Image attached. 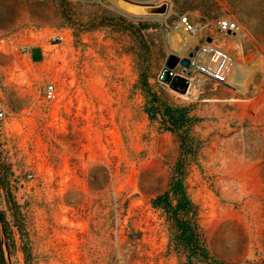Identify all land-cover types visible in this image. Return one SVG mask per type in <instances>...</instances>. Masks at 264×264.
<instances>
[{
  "label": "rangeland",
  "instance_id": "rangeland-1",
  "mask_svg": "<svg viewBox=\"0 0 264 264\" xmlns=\"http://www.w3.org/2000/svg\"><path fill=\"white\" fill-rule=\"evenodd\" d=\"M0 109V264H264V0H0Z\"/></svg>",
  "mask_w": 264,
  "mask_h": 264
},
{
  "label": "water",
  "instance_id": "water-1",
  "mask_svg": "<svg viewBox=\"0 0 264 264\" xmlns=\"http://www.w3.org/2000/svg\"><path fill=\"white\" fill-rule=\"evenodd\" d=\"M200 50V47H195L185 58H180L175 54L170 55L167 58L165 68L160 75V81L181 94H186L191 86V78L194 76L193 69L202 74H206L211 78L223 81L222 77L219 75L213 74L195 63L198 60ZM178 67L182 68V74L176 72ZM179 86H183V88H179Z\"/></svg>",
  "mask_w": 264,
  "mask_h": 264
},
{
  "label": "built area",
  "instance_id": "built-area-1",
  "mask_svg": "<svg viewBox=\"0 0 264 264\" xmlns=\"http://www.w3.org/2000/svg\"><path fill=\"white\" fill-rule=\"evenodd\" d=\"M180 24L182 26V30L186 33L194 34L197 31V27L193 24L187 16H183L180 18ZM217 30L221 34H237L240 31V25L238 22H235L230 19H220L217 21ZM59 42L64 40V37L58 35L56 38ZM23 51L28 52L29 47H24ZM221 77V76H220ZM44 99L47 102H54L59 99V89L56 83L50 82L46 85L44 89ZM5 112L0 109V121L4 118ZM28 178H33L32 175H28Z\"/></svg>",
  "mask_w": 264,
  "mask_h": 264
},
{
  "label": "bare ground",
  "instance_id": "bare-ground-1",
  "mask_svg": "<svg viewBox=\"0 0 264 264\" xmlns=\"http://www.w3.org/2000/svg\"><path fill=\"white\" fill-rule=\"evenodd\" d=\"M136 1V0H135ZM141 2L142 1H149V0H140ZM125 6L127 7L128 10L132 11V12H135V13H138L139 15H145V16H150V15H157L159 14L160 15V12L162 10H164V6L163 5H155V4H129V3H124ZM167 4V3H166ZM167 9V8H166ZM165 13V12H164ZM163 15V14H162ZM194 34H192L193 36ZM188 37V35H187ZM193 38V37H192ZM195 38V37H194ZM193 38V39H194ZM184 44V43H183ZM213 61V60H212ZM225 61V60H224ZM217 63V62H216ZM215 64V63H214ZM214 64H211V65H208V66H203V68L205 70H208L210 72H213V74L216 72V73H219L220 75L219 76H223L225 73H224V66L226 65V62H223V65L221 68H219L218 66L214 65ZM219 65V64H218ZM202 67V66H201ZM218 67V68H217ZM226 68V67H225ZM179 88H183V86H179Z\"/></svg>",
  "mask_w": 264,
  "mask_h": 264
},
{
  "label": "trees",
  "instance_id": "trees-1",
  "mask_svg": "<svg viewBox=\"0 0 264 264\" xmlns=\"http://www.w3.org/2000/svg\"><path fill=\"white\" fill-rule=\"evenodd\" d=\"M167 115V114H166ZM166 115H164V116H166ZM173 119V118H172ZM172 125H173V128H170V129H175L176 127H178V125H179V120H175V119H173L172 120ZM5 180V178H0V184H1V182L2 181H4ZM162 199H163V196L162 197H159L156 201H155V203H156V205H160V202L162 201ZM1 220L3 221V217L1 218ZM0 244H1V242H0Z\"/></svg>",
  "mask_w": 264,
  "mask_h": 264
},
{
  "label": "crops",
  "instance_id": "crops-1",
  "mask_svg": "<svg viewBox=\"0 0 264 264\" xmlns=\"http://www.w3.org/2000/svg\"><path fill=\"white\" fill-rule=\"evenodd\" d=\"M31 50H32V49H31V48H29V51H28V52L30 53V52H31ZM33 52H34V51H33ZM197 64H201V61H198V63H197ZM176 70H177V69H176ZM179 71H180V70H177L176 72H177V73H179ZM195 73H196V72H195ZM196 75L198 76V74H196ZM193 80H194V79H193ZM193 80H192V81H193ZM191 87H192V85L190 86V88H191ZM190 88H189V89H190Z\"/></svg>",
  "mask_w": 264,
  "mask_h": 264
}]
</instances>
